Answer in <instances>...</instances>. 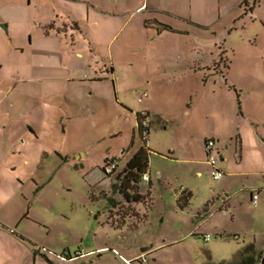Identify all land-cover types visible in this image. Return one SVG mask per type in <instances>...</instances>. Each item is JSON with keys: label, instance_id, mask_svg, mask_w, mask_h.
<instances>
[{"label": "rangeland", "instance_id": "1", "mask_svg": "<svg viewBox=\"0 0 264 264\" xmlns=\"http://www.w3.org/2000/svg\"><path fill=\"white\" fill-rule=\"evenodd\" d=\"M12 1L0 0V17L12 12ZM153 1L132 5L151 8ZM243 1H156L176 14L131 17L114 38L111 55L103 54L108 62L93 50L78 59L66 46L41 45L42 39L38 46L12 50L7 30L0 27L7 40V46L0 40V223L8 224L5 230L20 233L35 246L32 253L48 261H56V254L84 252L75 264H125L152 244L143 264H241L248 258L260 264L264 192L258 190L264 176L256 174L264 166V145L240 119L235 90L241 109L264 120V0H248V6ZM164 24L171 35L150 40ZM146 44L143 60L144 52L136 48ZM225 64L226 82L204 83L208 70L220 71ZM78 75L87 79L79 81ZM136 113H148L151 185L143 183L139 194L146 200L137 204L132 193L126 201L116 185V176L143 147ZM237 127L244 136L240 157L229 141ZM259 132L264 136V127ZM209 140L221 148L235 178L210 177ZM106 161L116 164L109 175L103 171ZM227 180L233 181L224 190ZM225 192L231 210L223 214ZM186 193L191 197L182 206ZM27 212L28 220L18 224L17 215ZM204 235L210 239L204 241Z\"/></svg>", "mask_w": 264, "mask_h": 264}, {"label": "crops", "instance_id": "2", "mask_svg": "<svg viewBox=\"0 0 264 264\" xmlns=\"http://www.w3.org/2000/svg\"><path fill=\"white\" fill-rule=\"evenodd\" d=\"M158 1L161 5L164 3L169 4L172 2V0H155V2ZM153 1V6L151 8L148 7L147 3L142 5H137L134 7L132 4H134V0H24L23 2L21 0H14L11 2L9 9L12 10V12H5L0 17V23L5 22L7 24V34L9 37L10 43H6V39L1 34L0 30V40L3 41V44L9 45L10 49L18 50V48H21L23 45L26 44L28 48H32V45L38 46V43L42 39V42H40L41 45H44L48 48H54V49H63L65 46L69 48L70 52L74 54V57H77L78 59L84 58V51L91 52L93 50L94 52H99V58L105 60L104 62H108V55H111V47L115 43L114 38L117 36V34L124 28L125 24L128 22V20L137 15V14H143V13H166L171 15L173 12L168 9V7L158 6ZM245 2V5L248 6V0H244L243 4ZM145 6V8L142 10V7ZM241 6V5H240ZM31 12H33L34 17H31ZM28 13V14H26ZM24 14V15H23ZM176 14V13H173ZM22 16V17H21ZM24 24L22 21V18H25ZM5 18V19H2ZM2 25V24H1ZM24 25V33L21 29V27ZM165 26H159L156 30L155 35L150 40H156L158 37L157 35L162 34H170L172 31L164 30L163 27H168L167 24H164ZM34 28L36 32H38L41 35V38H39V34L35 33L33 31ZM179 34H184L180 30H178ZM171 35V34H170ZM26 36L27 42L24 41V37ZM28 36V37H27ZM38 36V37H37ZM149 44V43H148ZM146 44L145 48L137 47L136 51L139 53H143V60L146 58V53L148 52V48H150V45ZM6 45V46H7ZM23 50V49H21ZM102 52V55H101ZM105 52H108V55L103 56ZM110 58V56H109ZM61 61V60H60ZM64 61V60H63ZM65 62V61H64ZM2 62L0 61V67H2ZM216 61H213V63L209 66H205L206 69H209L211 66H213ZM108 64V63H106ZM105 66V69H107V65ZM24 66V65H23ZM67 66V65H66ZM220 66V65H219ZM223 67V65L221 66ZM228 70V69H227ZM110 74L113 73V69H109ZM208 77L205 79L204 83H206L209 79L213 80L216 78H222L225 81L223 68L220 71H212L208 70ZM11 72V70H10ZM87 79L86 75H78L79 81H84ZM65 80V79H64ZM148 91V90H147ZM144 93L148 95V93L145 91ZM236 94H238V102H239V111L238 115L240 116V119L245 121L247 125L253 127V131H255V135L258 139L261 140V142L264 145V136L262 133L259 132V130L264 127V120L256 121L255 115L251 112V110H247L248 113L241 109V103H240V95L235 90V101L236 106L237 104V97ZM242 102V101H241ZM149 112V111H144ZM187 113V112H186ZM148 114V113H147ZM137 126V125H136ZM149 127V126H148ZM5 128V126H4ZM229 141L233 144L234 152L236 154L237 148L239 151V156L242 153V147L244 143V136L240 132V128L237 127L235 129V133L229 135ZM20 143H24L25 139L20 137L17 139ZM214 141V140H213ZM218 145H219V140ZM216 143V141H214ZM218 145L214 144V149L218 155V158L220 162L218 163L219 168L224 172V177L221 180H226L228 178H235V170L230 167L228 164L227 157L222 154L221 148H218ZM206 164V161H205ZM207 165V164H206ZM208 166V165H207ZM197 175H200L201 173L199 171L196 172ZM242 175H248V174H242ZM261 177L264 176V166L261 169L259 174ZM150 179V176H149ZM151 181V180H150ZM233 180H227L225 183L223 189L227 190L228 185L232 183ZM178 191V189L175 190V192ZM258 191H263L264 188H260ZM255 191H251V197ZM228 192L224 194V197L221 198V208L226 206L224 208L223 214L226 212H230V205L228 204ZM25 216V217H24ZM21 217V218H20ZM16 218H20L18 221H16L18 224H20L23 219L27 221L28 212L26 214L21 213L17 215ZM5 225H1L3 228L0 230V262L4 264H48L45 259L43 260L40 255H37L36 253H32L33 247L32 244L28 243L20 233L13 232L12 229H8L6 225L7 223H4ZM7 227V228H6ZM19 237V238H18ZM20 239V240H19ZM20 241V242H19ZM146 244H140V247L145 246ZM153 247V245L151 244ZM39 248L38 246H36ZM104 248H98L97 251L102 250ZM150 251V250H149ZM148 251V252H149ZM43 252V251H42ZM145 252V253H148ZM51 256L50 252H48ZM145 253H141L138 255H134L132 258H137L140 255ZM85 255L84 252H77L76 254H71L68 252V254H56L55 260H52V258H49L50 264H75L78 260H81L82 256ZM54 257V256H53ZM126 261H129L128 259H125ZM133 260V259H132Z\"/></svg>", "mask_w": 264, "mask_h": 264}, {"label": "trees", "instance_id": "3", "mask_svg": "<svg viewBox=\"0 0 264 264\" xmlns=\"http://www.w3.org/2000/svg\"><path fill=\"white\" fill-rule=\"evenodd\" d=\"M244 4H245V2H244ZM163 29L167 30V31H172L171 28H169V27H163ZM227 69H229V65H227V64L223 65L224 72ZM225 82H226V79H225ZM236 97H237V104L239 106L238 94H236ZM238 109H239V107H238ZM147 118H148L147 113H136L135 114L137 131L139 132L140 138L143 142V147H141L128 160V162L126 163L123 170L116 176V185L118 186V190L121 193V195L127 201V200H129L130 193H132V195H131L132 201L131 202L136 203V204L142 203L144 200H146V199H143L142 196H140L139 190L141 189V186L143 185L142 176L144 174H148V151L145 148V146H146L145 143H146V137L149 133V127L146 129L147 134L145 137L143 136L144 130L141 127V122ZM108 164H109V162L106 161L105 167L103 168L104 173H105V169L107 168ZM150 186H151L150 182H148V187H150ZM146 195H147V193H146ZM190 197H191L190 193H186V194L182 195V197H181V200L183 202L182 206H185L188 204ZM45 261L48 264H50V262L47 259H45ZM255 263H256V260H254L252 258L244 259L241 262V264H255Z\"/></svg>", "mask_w": 264, "mask_h": 264}, {"label": "built area", "instance_id": "4", "mask_svg": "<svg viewBox=\"0 0 264 264\" xmlns=\"http://www.w3.org/2000/svg\"><path fill=\"white\" fill-rule=\"evenodd\" d=\"M146 93H143V96H145ZM141 127L144 130L143 131V136L145 137L147 132L146 129L148 128V120L144 119L141 122ZM214 141L213 140H209L207 142H205V152L207 155V160H206V164L208 165L210 171H209V175L210 177L215 180V181H219L224 177V172L219 168L218 166V155L214 149ZM116 168V164L114 162H109L107 168L105 169V173L106 174H111L113 170H115ZM149 181V177L148 174H144L142 176V182L146 183ZM251 202L253 204V206H256V202H257V194L252 195L251 197ZM204 241H208L210 239L209 235H204L203 236ZM136 262H139L140 264H143L146 261V257L144 254L140 255L139 257L130 260V261H125V264H134Z\"/></svg>", "mask_w": 264, "mask_h": 264}, {"label": "water", "instance_id": "5", "mask_svg": "<svg viewBox=\"0 0 264 264\" xmlns=\"http://www.w3.org/2000/svg\"><path fill=\"white\" fill-rule=\"evenodd\" d=\"M1 28H3L5 31H6V26L5 25H1L0 26ZM152 246L150 245L149 247H145V248H142L140 250L141 253H145V252H148L149 250H151ZM260 264H264V257H261L260 259Z\"/></svg>", "mask_w": 264, "mask_h": 264}]
</instances>
